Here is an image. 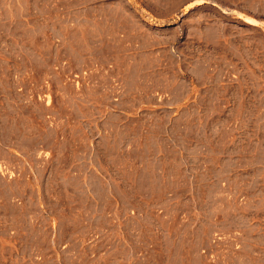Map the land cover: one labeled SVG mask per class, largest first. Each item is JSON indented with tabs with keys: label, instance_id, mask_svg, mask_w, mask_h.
I'll return each mask as SVG.
<instances>
[{
	"label": "rangeland",
	"instance_id": "obj_1",
	"mask_svg": "<svg viewBox=\"0 0 264 264\" xmlns=\"http://www.w3.org/2000/svg\"><path fill=\"white\" fill-rule=\"evenodd\" d=\"M0 264H264V0H0Z\"/></svg>",
	"mask_w": 264,
	"mask_h": 264
}]
</instances>
